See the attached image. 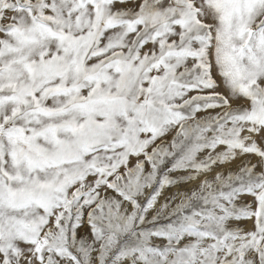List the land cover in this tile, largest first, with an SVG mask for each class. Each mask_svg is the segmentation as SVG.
Masks as SVG:
<instances>
[{
	"label": "snow or ice",
	"instance_id": "obj_1",
	"mask_svg": "<svg viewBox=\"0 0 264 264\" xmlns=\"http://www.w3.org/2000/svg\"><path fill=\"white\" fill-rule=\"evenodd\" d=\"M0 264H264V0H0Z\"/></svg>",
	"mask_w": 264,
	"mask_h": 264
}]
</instances>
